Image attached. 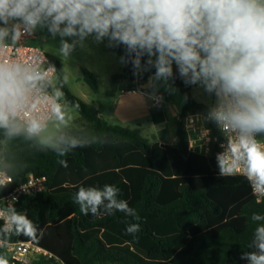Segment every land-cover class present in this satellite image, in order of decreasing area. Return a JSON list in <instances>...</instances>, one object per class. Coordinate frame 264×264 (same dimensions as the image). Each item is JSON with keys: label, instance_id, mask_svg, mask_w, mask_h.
I'll list each match as a JSON object with an SVG mask.
<instances>
[{"label": "clouds", "instance_id": "clouds-1", "mask_svg": "<svg viewBox=\"0 0 264 264\" xmlns=\"http://www.w3.org/2000/svg\"><path fill=\"white\" fill-rule=\"evenodd\" d=\"M45 30L57 41L52 49L63 64L59 70L20 47L22 38ZM89 43L123 49L117 62L131 65L137 81L147 74L142 95L154 106L180 92L177 80L205 97L202 119L223 137L215 154L219 176L244 178L254 203L264 207V0H0V145L23 136L65 157L117 142L104 133L74 134L70 121L80 105L61 103L69 61ZM182 99L187 102L188 94ZM59 163L67 167L66 160ZM14 178V166L0 156V189ZM0 199V264H11L9 250L23 243L13 238L38 242L46 229L17 209L15 196ZM72 201L84 216L130 217L122 221L124 232L138 240L141 216L117 185L81 184ZM246 223L249 250L240 259L264 264V211H251Z\"/></svg>", "mask_w": 264, "mask_h": 264}, {"label": "trees", "instance_id": "trees-1", "mask_svg": "<svg viewBox=\"0 0 264 264\" xmlns=\"http://www.w3.org/2000/svg\"><path fill=\"white\" fill-rule=\"evenodd\" d=\"M113 51L123 53V49ZM50 57L61 69L58 59ZM131 69L128 65L113 73L104 91L92 71L83 68L82 74L92 92L110 95L118 86L130 87ZM176 84L188 94L189 88L179 80ZM62 90L66 103L80 105L78 113L85 120L82 127L71 129L74 134L104 133L117 142L78 148L65 157L42 151L23 136L6 147L0 145V156L15 168L14 181L0 189V195L24 181L29 172L46 178L44 190L22 195L16 203L18 210L46 229L43 238L33 243L52 254L34 256L29 264H246L240 255L249 250L247 214L264 207L254 203L244 178L219 176L215 155L187 150L182 119L204 113L205 104L188 97L176 125L177 142L163 144L145 138L139 127L109 123L98 106L74 95L66 84ZM60 159L67 161L68 175L61 172ZM81 184L117 185L121 197L141 216L138 240L125 234L122 221L131 218L123 213L102 219L82 215L72 201ZM13 239L29 241L24 236Z\"/></svg>", "mask_w": 264, "mask_h": 264}, {"label": "rangeland", "instance_id": "rangeland-1", "mask_svg": "<svg viewBox=\"0 0 264 264\" xmlns=\"http://www.w3.org/2000/svg\"><path fill=\"white\" fill-rule=\"evenodd\" d=\"M48 37L47 42L44 41L45 37ZM21 43L26 45H32L42 49L47 54L55 57L60 62L61 68L63 64L61 59L53 53L52 46L57 44V41H53L50 36H48L46 30L38 31L34 35L30 37H24L21 40ZM114 51L112 49L105 48L104 45H94L89 43L88 47L84 49H77L75 53H73L72 59L69 61V66L72 69L71 77L69 78L66 86L68 89L79 98L85 100L89 103L90 100L97 101L98 94L92 92L88 85L83 80L82 69H88L92 71L98 80L100 91H104L108 89L110 83V74L114 72H120L122 70V66L117 62L118 54H113ZM180 89V92L175 96H169L167 94L164 95V100L166 101V111H168L167 105L175 110V113L179 115L181 107L185 103L182 99L183 95L186 93L181 87L177 85ZM163 92V89H161ZM188 97L191 99L205 104L206 98L202 95L194 94L193 89L189 88ZM61 103H66L63 99ZM68 104V103H67ZM69 105V104H68ZM71 107V105H69ZM169 113V112H168ZM172 113V112H171ZM85 123V120L79 115L75 110L73 111V118L70 121V128H80ZM61 172L64 175H68L69 169L68 167L62 166ZM34 256H30L31 260Z\"/></svg>", "mask_w": 264, "mask_h": 264}, {"label": "built area", "instance_id": "built-area-1", "mask_svg": "<svg viewBox=\"0 0 264 264\" xmlns=\"http://www.w3.org/2000/svg\"><path fill=\"white\" fill-rule=\"evenodd\" d=\"M20 47L22 49V52L26 55H29V57H31V55H38L39 60L42 64H46L48 61L49 63L54 64L56 66L55 62L50 57V55L44 52L42 49L23 43H21ZM44 56H46L47 61L43 60ZM145 80L146 76L143 80L137 81L136 78L132 75L131 69V77L127 81V84H129L130 87L124 89L125 93H130L134 90L140 89L139 85L145 82ZM202 114L203 113L201 112L190 113L185 115L182 119L183 128L186 134L187 150L189 152L197 153L206 157H212L217 152L222 150L219 145L221 142H223V137L220 135L215 125L211 127L209 123H205L203 121ZM205 130L210 131L206 133ZM45 188L46 178L44 176H35L31 172H29L24 181L15 185L4 194L0 195V198L11 199L13 196H15L18 199L22 195L35 194L39 191L44 190ZM2 203L3 200L0 199V204ZM22 242V244H18L9 250L10 258L18 264H23V261L25 259L30 261L29 257L31 255L37 256L40 254H44L52 256L51 253L47 252L42 247L37 244H34L33 242Z\"/></svg>", "mask_w": 264, "mask_h": 264}, {"label": "crops", "instance_id": "crops-1", "mask_svg": "<svg viewBox=\"0 0 264 264\" xmlns=\"http://www.w3.org/2000/svg\"><path fill=\"white\" fill-rule=\"evenodd\" d=\"M146 91L140 88L125 93L124 88L118 86L110 95L96 93L97 101L90 100L89 103L98 106L100 116L109 123L139 127L140 133L147 139L155 138L163 144H175L179 115L168 105V111L165 110V100L159 106H154L152 100L142 95Z\"/></svg>", "mask_w": 264, "mask_h": 264}, {"label": "water", "instance_id": "water-1", "mask_svg": "<svg viewBox=\"0 0 264 264\" xmlns=\"http://www.w3.org/2000/svg\"><path fill=\"white\" fill-rule=\"evenodd\" d=\"M146 82H147V78L145 80V82L141 83L139 86L141 89H146L145 85H146Z\"/></svg>", "mask_w": 264, "mask_h": 264}]
</instances>
